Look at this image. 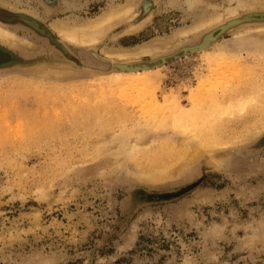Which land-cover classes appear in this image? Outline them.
<instances>
[{
	"label": "rangeland",
	"instance_id": "obj_1",
	"mask_svg": "<svg viewBox=\"0 0 264 264\" xmlns=\"http://www.w3.org/2000/svg\"><path fill=\"white\" fill-rule=\"evenodd\" d=\"M127 4L131 11L92 29L91 45L56 35L50 43L18 17L8 19L29 10L49 26H82ZM237 4L0 0V23L26 40L0 43L13 62L0 67V264H33L38 256L54 264H264V112L254 100L264 95V11L241 9L237 17L235 31L254 28L242 33L250 41L244 62L207 57L210 32L218 42L232 37L219 26L225 22L177 35ZM143 47L158 56L141 54L142 61L188 50L156 72L154 96L165 108L159 114L131 87L124 95L96 82L106 68L133 63L110 59L109 51L134 57ZM35 75L65 76L67 85L59 92L29 78ZM205 79L213 89L195 94ZM195 106L204 113L197 121L202 133L212 128L225 143L165 178L143 176L131 154L138 136L153 152L167 150L166 141L180 145L175 113ZM102 143L106 154L98 152Z\"/></svg>",
	"mask_w": 264,
	"mask_h": 264
},
{
	"label": "bare ground",
	"instance_id": "obj_2",
	"mask_svg": "<svg viewBox=\"0 0 264 264\" xmlns=\"http://www.w3.org/2000/svg\"><path fill=\"white\" fill-rule=\"evenodd\" d=\"M194 1L195 0H187V2L190 4H192ZM233 1L236 0H230V2ZM237 2V7H222L223 13L227 11L228 15H223L222 11H220L217 15L213 16V18L203 20L195 24L192 28L178 31L177 35L182 36L190 31L199 32L200 30L207 29L208 27H214V25H217L218 23L222 24L225 22L224 25H218L222 27L221 29L223 32L231 29L230 31H232V37L229 39L224 38L218 42L216 37H213V32H210V34L207 35L205 42L207 43L208 40L207 45L211 46L212 49L210 51L208 50L209 54L207 57H209L210 61L212 60L214 62H216L218 59L224 60L226 57H234V59L240 60L242 62L247 61L242 58L241 54L244 50H247L248 42L250 41H247L245 37H242V33L252 31L254 28L244 26L241 29H236L235 31L236 20L238 19V15H241V9H244L243 12L246 13L245 15L252 12H263L264 0H237ZM146 9L148 10L149 6H146ZM131 10L132 4H127L119 9H110L101 18L92 22H88L82 26L79 24L68 26L64 23L62 24L61 22L57 24L51 23L49 26L42 21L40 16L29 10L19 11L17 15H11L8 17V19L12 17H18L21 21L20 24L25 26L26 31L34 34L40 39H46L49 42L51 36L56 35L61 40H66L80 45H91L97 41L95 33H92L93 28L105 26L106 23L113 21L119 15L126 14ZM241 20L244 21L242 17ZM258 29H264V26L259 27ZM25 41L26 40L24 38L19 40L18 34L16 32L12 31L10 27L5 26V24L0 23V43L6 46H13L19 44L20 42L25 43ZM259 48H261L260 50L264 53V45H261ZM3 50L4 49L0 47V67L12 65V60L8 61L3 58ZM122 52L123 51L115 53L114 51H109V54L107 55L110 57V59L117 55L119 57L126 58V61H133V63L130 66L127 65L126 68L122 69H116L114 68L115 66L106 68L108 71H103V74L98 76L99 79L96 80V82L101 86L102 89L109 87L112 88L116 85L119 87V91H122L124 95H128L127 90H129L131 87L132 92H137L139 97H144L145 99L151 98L153 100L152 103H150L152 114H155L156 112L158 114L161 113L165 108H162V104H160L156 96H154L155 91L152 86L154 84L153 82L156 80V72L160 69L159 67L165 62L168 63V60H170L169 58L172 55H165L163 57L155 58L151 61H142L140 55L150 53L153 56V50H147L143 47L142 52L135 53L136 56L134 57L129 56L130 52ZM65 53L68 52L65 51ZM156 56L154 55V57ZM45 73L47 74L46 70ZM90 75L91 78H94V76L97 74ZM33 77H38L37 81L40 83H49L55 85L54 87L59 92L67 85L64 80L65 76H63V78L49 77L47 80L42 79V77L44 78L46 75H35L29 78L34 79ZM32 79L27 80L34 81ZM211 82V79H205L201 81L200 86L196 91H194V93L196 94L199 92L202 95V93H205V91H211L213 89ZM71 83V85H73L78 82L72 81ZM233 100L234 99L228 100L227 104H230ZM254 100H256L255 103H257V105L261 106V111L264 112V95H261L258 99ZM222 104L224 105L225 103L222 101L219 106ZM232 104L234 103H231L230 106H232ZM200 111V108L195 106L193 107L192 111L178 110V112L175 113L176 115L172 122V126L180 132V145L176 144L178 139L173 142L166 141L167 145H171L167 150L161 149L153 152V149L151 148L152 143H144L145 141L143 140V135L138 136L139 142L131 146V154L136 155L139 162L140 173L143 176L154 178V180L165 178L171 175L172 172H174L177 168L181 167V164L189 162L192 158H197V156H199L204 151H212L208 150L212 147V145L215 146L225 143V140H223V135H212V128H210L212 134L202 133L203 128H200L201 125L197 124V121L204 116V113H201ZM192 125L194 126V130ZM98 148L99 154H106L109 147H106L105 143H102ZM40 262L44 264H54L53 259L46 256H38L34 259L33 264Z\"/></svg>",
	"mask_w": 264,
	"mask_h": 264
},
{
	"label": "water",
	"instance_id": "obj_3",
	"mask_svg": "<svg viewBox=\"0 0 264 264\" xmlns=\"http://www.w3.org/2000/svg\"><path fill=\"white\" fill-rule=\"evenodd\" d=\"M192 49H194V48H190V50H192ZM182 51H183V50H182ZM182 51H180V52L177 51V54L174 53L175 55H173V54H172V56L170 55L171 57H170L169 59H170L171 61H173L174 59H176V58H178V57L184 55L185 52H188V50H184L183 52H182ZM170 60H168V61L171 62ZM169 62H168V63H169ZM164 64H166V62H165Z\"/></svg>",
	"mask_w": 264,
	"mask_h": 264
}]
</instances>
